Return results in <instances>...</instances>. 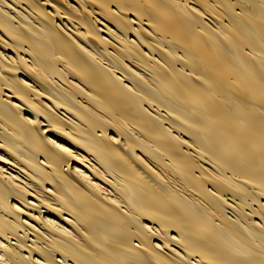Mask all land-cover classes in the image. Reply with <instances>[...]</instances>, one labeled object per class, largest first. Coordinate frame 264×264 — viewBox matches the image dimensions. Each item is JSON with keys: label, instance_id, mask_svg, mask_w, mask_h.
I'll use <instances>...</instances> for the list:
<instances>
[{"label": "bare ground", "instance_id": "obj_1", "mask_svg": "<svg viewBox=\"0 0 264 264\" xmlns=\"http://www.w3.org/2000/svg\"><path fill=\"white\" fill-rule=\"evenodd\" d=\"M0 264H264V0H0Z\"/></svg>", "mask_w": 264, "mask_h": 264}]
</instances>
